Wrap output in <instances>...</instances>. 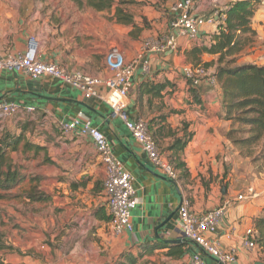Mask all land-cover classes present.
<instances>
[{
  "label": "crops",
  "instance_id": "crops-1",
  "mask_svg": "<svg viewBox=\"0 0 264 264\" xmlns=\"http://www.w3.org/2000/svg\"><path fill=\"white\" fill-rule=\"evenodd\" d=\"M214 1L201 0L199 13L209 16L212 12L210 6ZM234 1L236 0H227L226 4ZM67 2L65 8L46 13L39 8L36 10L33 4L22 9L19 0H0V55L23 51L29 38L36 36L42 42V54L46 61L94 76L110 75L108 57L114 47H117V52L125 62L131 59L132 50L138 48L141 41L138 42L133 38V34L131 37L127 33L126 45L118 46V23L126 21L115 17V9L112 16L104 14L107 9L97 11L87 8L93 13H86V9H80L73 0ZM43 3L45 2L42 1L41 5ZM70 7L74 12L69 11ZM169 10L166 22L162 23V26H165L164 32L170 31L173 18L170 7ZM263 10L264 8H261L257 12L253 21V28L259 35L262 32L257 26L264 23L261 18ZM156 13L161 15L158 11ZM217 26H203L200 40L192 44H200L203 37L208 42L210 37L207 34L217 30ZM155 36L157 34H147L144 38ZM137 38L139 39V36ZM189 42L192 41L181 39L179 51L168 57L145 55L144 61L149 64L150 73L145 74L142 67H139L135 74L137 89L144 79H167L175 84L174 92L168 87L164 97L156 98L153 104L163 105V110L170 112L171 126L181 127L182 123L186 122L188 130L194 133L182 157L190 176H182V170H179V181L171 179L161 168L153 167L149 163L142 149L133 145L132 136L123 124L112 117L111 109L103 101L96 98L79 100L75 89L55 78L34 79L23 72L0 71V102L31 104L35 110L41 111L54 122L72 118L92 120L107 135L114 151L121 157L125 156L126 166L137 171L138 204L132 217L133 230L114 238L110 234L111 217L104 194V167L101 160L90 150L89 139L83 137L77 142L66 137L59 136L53 140L41 136L39 142H33L46 147L44 151L47 158L43 162L45 171L41 172L50 184L49 191H46L50 200L44 203L53 202L58 198L60 208L66 215V220L62 221L63 229H71L72 223L78 225L91 249L88 253H82L75 261L82 264L89 261L96 263L100 262L101 253L123 255L125 252L136 254L143 251V259L147 258L150 263L190 264L191 255L200 253L207 264H222L197 243L183 236L178 215L184 195L188 197L191 210L201 214L237 193L231 187L221 190L218 185L219 179L222 178V170L217 166L222 157L219 134L225 125L219 89L212 87L207 81L195 86L183 75L184 68L196 65L189 52L194 45H189ZM216 59L215 55H202L204 62L210 63ZM193 91L200 96L193 97ZM131 109L140 114L138 101ZM31 120L42 121L25 111L20 112L7 120L5 127H0V136L4 130L13 133L23 131L31 141L30 135L37 134L34 126L33 130L28 128ZM24 143L19 150L11 153L13 161L19 166H23L22 157L37 153L36 150L25 151ZM161 145L165 147L166 143L162 141ZM163 153L168 160L170 152ZM24 173V182L35 181L36 176ZM20 186L21 184L14 189ZM254 188L253 186L250 190ZM14 189L6 193H11ZM258 203H261V206H258ZM263 206L264 194L252 201L239 202L230 209L217 229L225 248H238V264H264L257 250H245L239 241L244 230L253 225L254 219L261 214ZM232 230H235V234L230 239L228 234ZM180 240L183 242H177Z\"/></svg>",
  "mask_w": 264,
  "mask_h": 264
},
{
  "label": "built area",
  "instance_id": "built-area-1",
  "mask_svg": "<svg viewBox=\"0 0 264 264\" xmlns=\"http://www.w3.org/2000/svg\"><path fill=\"white\" fill-rule=\"evenodd\" d=\"M201 0H176L171 10L173 18L170 31L145 39L138 48L131 52V59L125 62L117 52V47L108 57L109 76H94L87 72L69 69L66 66L46 61L42 54V42L31 36L27 47L17 53L0 55V71L23 72L39 79L55 78L65 82L76 90L79 100L98 99L111 109V115L126 128L133 138V145L139 146L145 158L153 167L161 168L168 177L179 181L180 172L165 158L163 151L149 132L148 120L137 111L132 110L138 101V89L135 74L139 67L145 74L150 73L149 64L144 61L147 54L168 57L180 49V40L196 42L200 38L203 26H216L226 19V11L230 4L215 8L209 16L199 13ZM119 55V56H117ZM184 78L198 86L207 81L212 87L217 85L213 67L207 62L184 68ZM25 111L42 119L51 132L60 137L74 139L79 142L83 137L89 139L88 146L101 160L105 171L103 180L104 194L110 214V234L117 238L126 231L133 230L132 217L137 208L135 169L126 166V158L117 154L111 141L103 130L92 120L82 121L72 118L68 121L54 122L31 104H19L15 101L0 102V126L13 116ZM78 132V134H77ZM259 194L254 190L238 193L225 198L219 205L201 214L194 213L187 196H183L178 209L182 234L185 238L197 243L205 252L215 257L222 264H238L240 255L238 248H225L221 235L217 233L231 208L242 201H252ZM235 230L228 234L232 239ZM258 231L253 225L248 226L240 236V246L245 250L258 249ZM190 264H207L200 253L191 255Z\"/></svg>",
  "mask_w": 264,
  "mask_h": 264
},
{
  "label": "trees",
  "instance_id": "trees-1",
  "mask_svg": "<svg viewBox=\"0 0 264 264\" xmlns=\"http://www.w3.org/2000/svg\"><path fill=\"white\" fill-rule=\"evenodd\" d=\"M73 1L80 9L91 8L101 11L115 7V17L127 22L133 21L130 7L138 3L137 0ZM260 2L261 0L232 2L226 11L225 21L217 26V30L207 34L210 40L206 42L203 37L201 43L196 44L189 51L194 64L203 61L204 53L217 56L216 60L207 64L214 65L213 71L217 78L215 87L219 89L225 117L233 124H237V127L229 129L226 136L238 148L249 150L258 146L264 139V63L240 62V59L251 49H255L253 40L258 37V33L253 28V21ZM168 87H171L173 91L175 84L167 79H144L138 88L139 112L148 120L149 132L161 150L170 152L168 161L178 171L182 170V176L188 177L190 172L182 157L194 133L188 130L186 122H183L181 127L171 126L170 112H165L163 105L153 104L156 98L164 97ZM192 93L195 98L200 96L194 91ZM31 124L32 122H29L28 128L33 126ZM162 141L166 143L165 147H162ZM22 143H24L25 151L36 150L38 153L46 149L45 146L29 141L23 131L12 133L4 130L2 132L0 136V200L7 197V191L19 186L26 179V174L22 170L23 166L16 164L11 156L12 152L19 150ZM36 191L34 186L27 192L25 194L27 200L39 202L50 200V196L46 193ZM252 224L258 231L257 250L260 251L264 261V206L261 214ZM123 256L125 261L120 264H139L144 253L143 251L136 254L127 252ZM0 264H3L1 255Z\"/></svg>",
  "mask_w": 264,
  "mask_h": 264
},
{
  "label": "rangeland",
  "instance_id": "rangeland-1",
  "mask_svg": "<svg viewBox=\"0 0 264 264\" xmlns=\"http://www.w3.org/2000/svg\"><path fill=\"white\" fill-rule=\"evenodd\" d=\"M19 1L22 9L33 4L36 10L39 8V10L46 13L58 10L61 7L65 8L68 4L67 0ZM42 1L45 2L43 5H41ZM137 1V4L130 7L133 21H128L127 24H124L127 21L118 23V46L126 45L128 40H126L125 35L127 33L130 36L133 34V38L138 42L141 41V43L146 39L144 37L147 34H157L158 36L164 33L165 26H162V23L166 22L167 13L170 11L169 7L171 8L176 0ZM226 2L227 0H215L210 6V10L213 11L215 8L228 5ZM261 8H264V0L260 2L259 10ZM89 9H86V13H93ZM106 9L104 14L112 16L115 7ZM69 11L74 12L71 7ZM156 11L161 15H157ZM261 14V18L264 20V10ZM257 27L261 29L262 33L258 34V37L253 40L255 49H251L248 54L240 59V62L264 63V23L258 24ZM143 30L147 31L143 32ZM192 43L195 42H189L188 44L191 45ZM177 73L182 78L178 71ZM174 91L173 89L172 92ZM221 110L225 125L219 134L222 157L218 160L217 166L218 169L222 170V178L219 179L218 185L221 190H227L228 187H231L237 192L235 194L248 192L254 186V192L260 194L256 197L258 199L264 194V139L258 146L252 147L250 150L238 148L226 136L229 129L237 127V124H233L231 120L226 119L223 107ZM8 121L5 122L4 127ZM30 122L37 130V134L30 135L31 142H39L41 136L53 138V140L59 137L51 132L41 120H31ZM33 126L30 127L31 130H33ZM251 152H253V155H251ZM29 155V157L25 155L27 157L21 158L24 167L22 170L30 176H36L35 181L28 180L24 182L19 188L14 189L13 192L7 194V197L0 200V255L2 262L3 264H82L75 261V259H79L82 253H88L91 249L88 247V241L84 238V234L80 231L78 225L72 223L73 227L71 229H63L64 223L62 221L66 220V215L60 208L61 204L58 198L53 202L44 203L27 201L25 197V194L34 186L37 189L36 192L46 193V191H49L48 187L50 185L42 173L45 171L43 166L45 163L43 162L47 158L45 151L35 153L33 156L31 153ZM261 203H258V206H261ZM257 253L261 256L260 251L257 250ZM123 255L119 253L113 255L101 253L100 262L93 263L89 261L83 264H120V262L125 261ZM140 264L157 263H150L147 258H144L140 261Z\"/></svg>",
  "mask_w": 264,
  "mask_h": 264
},
{
  "label": "water",
  "instance_id": "water-1",
  "mask_svg": "<svg viewBox=\"0 0 264 264\" xmlns=\"http://www.w3.org/2000/svg\"><path fill=\"white\" fill-rule=\"evenodd\" d=\"M177 242H183V240L177 241Z\"/></svg>",
  "mask_w": 264,
  "mask_h": 264
}]
</instances>
